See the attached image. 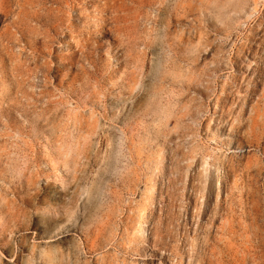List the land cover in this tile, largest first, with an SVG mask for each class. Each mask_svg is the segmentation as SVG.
<instances>
[{
    "label": "rangeland",
    "instance_id": "obj_1",
    "mask_svg": "<svg viewBox=\"0 0 264 264\" xmlns=\"http://www.w3.org/2000/svg\"><path fill=\"white\" fill-rule=\"evenodd\" d=\"M0 264H264V0H0Z\"/></svg>",
    "mask_w": 264,
    "mask_h": 264
},
{
    "label": "bare ground",
    "instance_id": "obj_2",
    "mask_svg": "<svg viewBox=\"0 0 264 264\" xmlns=\"http://www.w3.org/2000/svg\"><path fill=\"white\" fill-rule=\"evenodd\" d=\"M199 5H200V3H199ZM192 8V7H191ZM195 8H197V7H195ZM195 10V9H194ZM186 85V84H185ZM139 240H140V242H141V244L143 245V246H148V236H147V233L145 232V231H142V233H141V235H140V237H139Z\"/></svg>",
    "mask_w": 264,
    "mask_h": 264
}]
</instances>
